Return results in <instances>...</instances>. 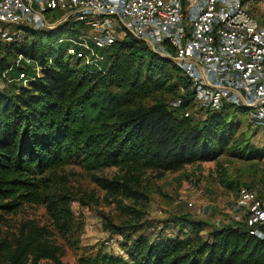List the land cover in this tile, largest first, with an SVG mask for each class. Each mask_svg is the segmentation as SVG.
I'll return each mask as SVG.
<instances>
[{
	"label": "trees",
	"instance_id": "trees-1",
	"mask_svg": "<svg viewBox=\"0 0 264 264\" xmlns=\"http://www.w3.org/2000/svg\"><path fill=\"white\" fill-rule=\"evenodd\" d=\"M64 26L51 30L22 27L20 36L0 45V81L9 56H23L30 62L13 71L17 81L0 89V210L42 204L53 229L62 234L72 227L73 216L67 194L49 190L54 177L65 180L56 175L57 169L83 165L108 194L138 198L125 178H107L94 171L123 164L128 172H164L213 161L236 131L224 116L246 110L226 102L218 110L196 105L194 90L179 67L130 36L96 49L104 56L100 66L73 68L60 52L66 46L49 44ZM29 37L35 40L28 41ZM22 70L26 77L20 79ZM166 72L171 79L178 78V83L166 84ZM167 85L175 88L173 100L182 96L178 106L163 101L134 106ZM187 109L191 113L185 116ZM263 187L258 189L262 199ZM188 217L181 215L169 222L181 224L180 229L191 227V235L163 237L162 227L156 241L149 242L143 235L132 240L128 260L99 251L86 264H264V239L250 234L244 221L230 218L202 237L204 222H187ZM52 235V230L32 221L22 223L14 247L0 243V252L5 247L8 254L0 264H25L28 254L35 260H55Z\"/></svg>",
	"mask_w": 264,
	"mask_h": 264
},
{
	"label": "rangeland",
	"instance_id": "rangeland-1",
	"mask_svg": "<svg viewBox=\"0 0 264 264\" xmlns=\"http://www.w3.org/2000/svg\"><path fill=\"white\" fill-rule=\"evenodd\" d=\"M248 2L255 18L264 24V0ZM59 29L49 44L52 47L58 44L66 46L60 52L69 66L77 68L82 65V61L69 56L66 49L70 45L82 46L80 43H84L85 38H82L80 28L75 30L65 25ZM33 40L35 38H28V41ZM44 45L47 47L48 43ZM97 54L100 58L94 65L100 66L104 56L99 52ZM7 64V69L1 73L3 82L0 81V89L16 80L13 71L20 66L27 67L30 62L18 55L9 56ZM165 75L166 84L172 86V83H178V78L171 79L168 72ZM27 80L22 84L25 85ZM168 85L137 101L134 106H148L157 101L171 105L175 88L170 89ZM247 116V110L232 111L224 116L236 131L227 139L228 144L219 157L213 161L164 172L154 169L128 172L123 164L94 171L107 178H125L138 192V198L108 194L92 181L91 171L83 165L67 164L57 169L56 175L64 176L65 180L54 177L49 190L54 194L63 192L69 197L73 216L70 230L64 234L56 232L44 205L27 203L14 211L0 210V243L14 247L15 238L20 235V225L32 221L39 227L52 230L53 235L49 239L57 246V258L35 260L28 254L25 264H86L99 251L117 254L128 260V246L139 235L146 237L149 242L156 241L162 227L163 237L184 238L191 235V227L180 229L181 224L172 225L169 222L187 214L191 215L187 222L192 219L204 222L200 235L206 237L213 228L227 224L233 218L229 208L236 198L238 187L264 186V125H254ZM188 202L192 206H188ZM150 226L154 231L149 229ZM109 238L114 239L113 243L105 245V240ZM7 255L4 247L0 252L1 263L5 262Z\"/></svg>",
	"mask_w": 264,
	"mask_h": 264
},
{
	"label": "built area",
	"instance_id": "built-area-1",
	"mask_svg": "<svg viewBox=\"0 0 264 264\" xmlns=\"http://www.w3.org/2000/svg\"><path fill=\"white\" fill-rule=\"evenodd\" d=\"M248 1L0 0V45L20 36L22 27L70 25L80 28L85 39L83 47L70 45L67 53L91 66L100 58L96 49L130 36L179 67L194 90L196 105L212 110L224 102L242 107L251 123L263 126L264 24ZM25 77L24 70L18 73V78ZM181 102L178 96L172 105ZM189 113L187 109L184 115ZM258 189L240 186L229 211L244 221L250 234L264 239V199ZM113 241L106 239L105 245Z\"/></svg>",
	"mask_w": 264,
	"mask_h": 264
},
{
	"label": "water",
	"instance_id": "water-1",
	"mask_svg": "<svg viewBox=\"0 0 264 264\" xmlns=\"http://www.w3.org/2000/svg\"><path fill=\"white\" fill-rule=\"evenodd\" d=\"M203 210H204V212H205V211H206V207H204V209H203Z\"/></svg>",
	"mask_w": 264,
	"mask_h": 264
}]
</instances>
